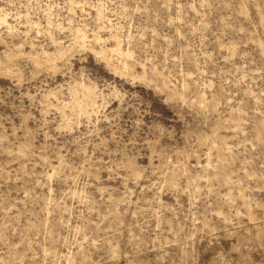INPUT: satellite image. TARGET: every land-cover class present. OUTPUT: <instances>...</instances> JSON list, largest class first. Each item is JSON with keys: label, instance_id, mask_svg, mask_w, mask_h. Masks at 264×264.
I'll use <instances>...</instances> for the list:
<instances>
[{"label": "rangeland", "instance_id": "obj_1", "mask_svg": "<svg viewBox=\"0 0 264 264\" xmlns=\"http://www.w3.org/2000/svg\"><path fill=\"white\" fill-rule=\"evenodd\" d=\"M0 264H264V0H0Z\"/></svg>", "mask_w": 264, "mask_h": 264}, {"label": "bare ground", "instance_id": "obj_2", "mask_svg": "<svg viewBox=\"0 0 264 264\" xmlns=\"http://www.w3.org/2000/svg\"><path fill=\"white\" fill-rule=\"evenodd\" d=\"M101 50V49H100ZM124 67L127 69V65L126 64H124Z\"/></svg>", "mask_w": 264, "mask_h": 264}]
</instances>
